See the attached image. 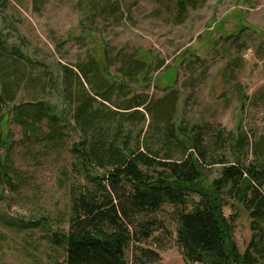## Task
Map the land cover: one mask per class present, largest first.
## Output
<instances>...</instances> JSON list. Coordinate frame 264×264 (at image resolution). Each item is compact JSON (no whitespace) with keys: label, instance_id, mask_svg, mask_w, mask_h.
Segmentation results:
<instances>
[{"label":"rangeland","instance_id":"1","mask_svg":"<svg viewBox=\"0 0 264 264\" xmlns=\"http://www.w3.org/2000/svg\"><path fill=\"white\" fill-rule=\"evenodd\" d=\"M1 41L32 62L22 67L0 50L7 77L22 75L14 104H51L63 116L58 121L63 129L59 146H44L26 137L12 114L0 121V159L12 184L0 189V264H65L64 247L52 244L50 235L68 233L70 192L84 184L69 167L79 137L68 128L75 124L78 95L82 100L84 93L93 94L75 76L66 81L64 68L76 74V66L94 60L109 82L124 84L120 95H110L116 105L133 96L151 104L175 92L174 123L209 131L203 140L212 155L202 163L206 189L222 167L209 165L213 158L264 163V0H0ZM135 60L146 71L124 76ZM167 72L175 76L166 78ZM6 106L12 104L2 105L4 112ZM217 130L230 139L211 152V131ZM142 132L145 152V127ZM191 199L188 209L199 201L196 194ZM226 204V217L237 214L233 239L242 254L251 235L248 213L232 199ZM177 213L166 204L155 214L137 216L136 224L152 225V236L131 241L127 260L138 246L158 254L148 264H188L176 243ZM22 222L38 225L26 232L13 225Z\"/></svg>","mask_w":264,"mask_h":264},{"label":"trees","instance_id":"2","mask_svg":"<svg viewBox=\"0 0 264 264\" xmlns=\"http://www.w3.org/2000/svg\"><path fill=\"white\" fill-rule=\"evenodd\" d=\"M116 7L111 4V9ZM5 44L0 42V50L15 56L22 67L32 63L26 54L14 46L7 49ZM76 67V74L64 68L65 80L75 76L80 88L83 89V81L93 96L84 93L81 100L78 95L75 124L68 125L79 137V142L72 146L69 167L84 184L70 192L68 233L50 235L52 244L64 247L65 264L156 261L158 254L135 246L129 262L126 250L131 241L140 243L152 236V225L136 224V217L155 214L166 204L178 209L176 243L186 263L264 264V163L246 165L235 156L234 162L228 164L213 158L209 165L222 167L218 179L206 189L201 184L202 163L212 155L209 156L203 140L209 131L206 127L174 123L175 92L151 104L141 96H133L116 105L110 95H120L124 84L109 82L108 75L94 60ZM162 67L160 64L157 69ZM5 69L0 68V121L12 114V122L23 128L26 137L44 146H59L63 127L58 121L63 116L55 115L53 106L43 102L15 105L18 79L22 75L7 77ZM146 69L144 63L135 60L123 75L131 78ZM165 75L171 78L175 73ZM7 104L12 107L6 106L4 112L1 106ZM144 127L146 151L142 152L140 136ZM134 129L137 133L132 138ZM211 133V152L230 139L224 130ZM239 141L235 140L234 146ZM9 175L0 159V189L12 185ZM193 194L198 195L199 201L188 209ZM231 199L244 207L250 220V241L242 254L233 239V220L237 214L227 217L223 214L226 201ZM13 225L26 232L38 223Z\"/></svg>","mask_w":264,"mask_h":264},{"label":"bare ground","instance_id":"3","mask_svg":"<svg viewBox=\"0 0 264 264\" xmlns=\"http://www.w3.org/2000/svg\"><path fill=\"white\" fill-rule=\"evenodd\" d=\"M57 114V113H56Z\"/></svg>","mask_w":264,"mask_h":264}]
</instances>
